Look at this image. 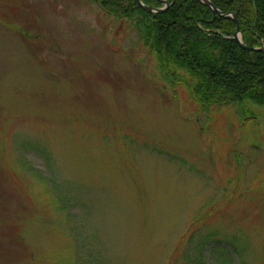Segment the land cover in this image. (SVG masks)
Returning <instances> with one entry per match:
<instances>
[{
  "label": "rangeland",
  "instance_id": "374dc122",
  "mask_svg": "<svg viewBox=\"0 0 264 264\" xmlns=\"http://www.w3.org/2000/svg\"><path fill=\"white\" fill-rule=\"evenodd\" d=\"M245 107L201 108L92 0H0V264H183L208 235L245 246L209 264H264Z\"/></svg>",
  "mask_w": 264,
  "mask_h": 264
},
{
  "label": "trees",
  "instance_id": "16d2710c",
  "mask_svg": "<svg viewBox=\"0 0 264 264\" xmlns=\"http://www.w3.org/2000/svg\"><path fill=\"white\" fill-rule=\"evenodd\" d=\"M92 1L116 21H130L139 42L155 57L162 76L184 84L201 108L238 105L247 116L253 115L245 107L247 103L264 107V51L238 45L232 38L236 24L230 16L214 14L199 0H166L168 6L161 13L145 11L136 0ZM141 1L152 8L163 6L161 0ZM210 1L224 15L236 13L246 46L264 44V0ZM195 232L192 230L190 237ZM187 240L183 264H209L215 259L207 254L213 252L219 254L220 260L243 257L245 246L240 245L241 237L237 235H208L198 237L192 244Z\"/></svg>",
  "mask_w": 264,
  "mask_h": 264
},
{
  "label": "water",
  "instance_id": "95a60500",
  "mask_svg": "<svg viewBox=\"0 0 264 264\" xmlns=\"http://www.w3.org/2000/svg\"><path fill=\"white\" fill-rule=\"evenodd\" d=\"M137 1V3L145 10V11H147V12H149V13H161V12H163V11H165L166 10V8H167V5H168V2L166 1V0H162V2H163V4H164V7H160V8H152V7H149V6H146V5H144L143 3H142V1L141 0H136ZM199 2L201 3V4H203L204 6H207V7H209L211 10H212V12L215 14V13H217L218 15H222V13H221V11L220 10H218L212 3H211V1L210 0H199ZM232 17L235 19V21H236V18H235V14H233L232 15ZM237 23V22H236ZM239 28H238V25L236 26V30H235V32L233 33V38H234V40L238 43V45L241 47V48H243V49H249V50H253V51H259V52H261V51H264V46L263 47H260V48H249V47H247L246 45H244L243 43H242V41L240 40V37H239Z\"/></svg>",
  "mask_w": 264,
  "mask_h": 264
}]
</instances>
